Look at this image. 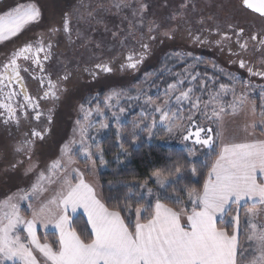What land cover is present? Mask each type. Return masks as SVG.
<instances>
[{
  "label": "snow or ice",
  "instance_id": "snow-or-ice-1",
  "mask_svg": "<svg viewBox=\"0 0 264 264\" xmlns=\"http://www.w3.org/2000/svg\"><path fill=\"white\" fill-rule=\"evenodd\" d=\"M242 6L258 13L264 17V0H241ZM146 5H141V11ZM42 18L40 8L34 2L20 3L10 10L0 14V42L7 41L18 36L22 31L30 25L39 23ZM173 19L175 17H172ZM154 22H150L149 32L153 31ZM69 21L65 18L64 29L68 31ZM159 27V25H155ZM53 33L58 31L56 28L50 29ZM243 29L240 30V34ZM166 36L171 38V32H165ZM154 38V37H153ZM229 39L227 35L223 37ZM199 40V37L195 38ZM252 41L258 40L257 35L250 37ZM220 41H217L219 44ZM241 49L248 48L247 41L240 43L237 41ZM259 44L264 47V38H259ZM49 48L51 45L48 46ZM147 47V45H144ZM42 44L38 42V46L34 47L33 43H26L18 50L14 51L8 62L4 64V72L0 73V92L15 80L19 83L23 78L20 76V65L17 61L21 58L24 60L31 59L33 63L40 66L43 71V65L38 54L44 52ZM229 51H231L229 49ZM31 54V56H30ZM238 55V53H235ZM48 54L45 53L44 59L47 60ZM126 67L135 69L139 61H134L129 56ZM241 68L246 67V62L239 60ZM104 72H111L112 68L107 64H97L95 66ZM122 68L125 65L121 66ZM251 75L264 76V72L254 71L248 67ZM28 71V69H24ZM69 77L65 75L63 80ZM5 79L8 85H5ZM193 80L196 76L192 77ZM235 80L236 77L232 76ZM43 83V80L41 81ZM183 83V81H179ZM21 89L24 85L21 83ZM220 89L227 91L229 86L220 84ZM48 91H45V99H59L57 84L48 80ZM168 92L165 94L168 99L162 104H155L149 97L146 103L152 104V109L156 113H160L159 120L165 124L166 131L170 135L182 134L184 141L191 140L193 145L203 147H212L213 136L212 128L200 126L194 119V113L190 112L187 117L180 115L181 109L172 112L170 107L172 103V93L175 85L168 86ZM234 93V89H232ZM192 89L179 92L175 95L176 104L188 101L192 109L200 112V99L191 100ZM10 100L15 92L5 93ZM139 93L135 97L139 99ZM112 96H119V93L113 92ZM220 93H215L211 100L205 104V110L201 113L209 120H214L219 124L223 119L226 108L223 104H216L211 108V113L207 112L209 104L217 101ZM24 100L27 102L22 107H31L33 110L39 108V104L32 97L24 92ZM245 102L243 95L239 102L231 105L233 115L242 110ZM261 119L258 124L264 129V104L261 106ZM0 108L7 111L9 119H16V109L9 103H0ZM83 110V105H81ZM253 114L256 105L251 107ZM97 113L103 115L102 111L97 107ZM124 111L123 108L120 109ZM42 113L37 111L35 119L40 120ZM91 115V111L86 112L85 119ZM119 119V117H117ZM188 121L186 126L183 121ZM51 122V116H48ZM8 121L5 120V123ZM79 124V121L77 122ZM156 119L153 118V125ZM91 125H81L79 128L80 140L77 151L84 153L86 160L92 161L94 156H99L103 162V150L98 149L93 153L91 145L86 143L89 138L87 128ZM104 124L102 127H107ZM257 122H253L252 127H256ZM147 128L148 125H145ZM76 130L74 129V132ZM202 133L204 134L202 136ZM151 135V132L149 133ZM31 135L39 139H43V134L35 129ZM219 132H217V136ZM26 143H31L30 141ZM77 144L75 139L69 141L62 148V155L68 158V164L75 163L72 160L73 146ZM123 148V145H120ZM22 148L18 147L17 151ZM194 151V149H193ZM15 167V165H13ZM67 167L60 161H55L51 165L49 172L54 173L57 170ZM78 180L75 184L67 177L64 180L65 188L58 192L47 202L41 203L38 208L29 209L32 211V218L25 219L20 214V200H32L38 198L47 189L41 183L48 179L52 183L51 177H45L44 173H40L38 180L32 185L30 192L21 190L19 194L8 196L0 202V264H240L238 255L247 261V264H264V222L258 223L255 217L264 213V208L259 211H250L248 215L249 234L247 240L249 247L245 251L240 250L239 245V209L243 204L249 201L253 204L264 206V140H253L251 142H240L223 144L216 160L211 164L207 178L204 180L202 189L191 188L186 192L188 203L191 204V211L188 212L185 207L179 209L170 207L163 200H171L177 205L184 203L181 193L185 189L177 191L173 188L174 195H169L167 186L172 183H178L180 177L177 176L175 182H167L159 173L156 174L155 183L164 191L156 194L154 206L149 202L147 207L139 205L133 206L125 201L124 206L110 209L98 198L95 188L87 183L83 173L79 169H73ZM180 173V169H176ZM192 175H196V169H192ZM139 187L147 188V184L139 185ZM149 194L152 193L151 188H147ZM143 199V196H141ZM233 205L236 207L233 208ZM54 206V207H53ZM78 209H83L87 215V222L91 226L92 238L88 241L81 238V235L72 227V217L69 213L76 214ZM151 210L149 217L144 219V214ZM125 212L127 215H122ZM231 216L230 224L236 227L229 233L226 228L217 227L218 222L222 223L224 217ZM133 216L135 217L133 221ZM186 217V223H181V217ZM43 225L45 229L51 225L58 232V239L55 246L52 243L41 242L37 236V224ZM24 226L27 233L25 237H21L19 226ZM39 254V256L37 255Z\"/></svg>",
  "mask_w": 264,
  "mask_h": 264
},
{
  "label": "rangeland",
  "instance_id": "rangeland-1",
  "mask_svg": "<svg viewBox=\"0 0 264 264\" xmlns=\"http://www.w3.org/2000/svg\"><path fill=\"white\" fill-rule=\"evenodd\" d=\"M160 1L74 0L75 9L73 8L74 11H71L69 19L70 26L73 30L72 35L73 37H77V42L66 50L68 57H65L66 59L64 61H73L68 65L69 71L80 66L93 65L102 60L107 63L115 60L119 64H122L124 60L121 57L131 52L136 47L135 45L142 46L146 44L150 36L161 37L164 35L168 45L161 47L160 51H156V49L135 70L131 68L125 69L126 67H123L121 71L114 68L111 75L105 76V74H100L99 78L93 82L89 81V77H84L69 83V86L61 92L62 97L59 102V113L56 115V121L53 127H51L52 134L51 136L49 135L50 138L46 141L44 147L35 148L29 160L24 158L25 155L23 153L21 154L22 156L15 157L12 155V152L2 153L0 151V157L5 153L9 157L11 156V160H7L6 163L4 162L0 165V202L8 196L19 194L21 190L30 192L32 185L37 182L40 173H44L45 177H51L53 181L49 183L48 179H45L41 182L47 191L42 193L38 198L34 197L32 200L19 201L21 216L25 219H31L32 211L29 209V204L34 209L38 208L41 203L47 202L65 188L64 180L66 177L71 179L73 184L77 182L78 177L73 169H79L83 173L85 181L95 188L97 196L100 198L101 186L99 184V174L106 170L107 163L104 157L102 162L99 156H94L95 163L93 164L92 161L84 158L83 152L77 151L79 148V128L81 125H91L87 128L89 138L86 140V143L91 145V150L95 153L100 149L99 145L102 139L109 132H117L118 126L127 119H135L140 122V127L146 128L145 125H148L143 130L146 131V138L150 144L167 148L173 146L182 150L191 163L207 161L211 159V156H217L220 144L222 145L229 140L240 141L247 138L251 139L250 137L253 136H264V129L258 124V121L261 119L260 114L262 109L260 106L264 104V79L259 81L256 78H248V76L239 72L236 67H232L231 69L226 67V61L217 64L216 68V65L213 66L210 59H206L209 63H204V69H194V66L201 60V57L191 55L193 51L189 50L187 40L184 39L181 43L174 44L175 41L172 43L168 36L164 34L170 29L169 32L174 31V29L178 30V27L184 28L183 26H188L190 19L185 18L188 15V11L183 13L178 10L180 5H185L187 0H165L166 4L163 6ZM199 2L197 5L198 8L201 4ZM225 3L222 8H227L226 11H229L231 15L225 14L227 17L222 20L215 19L209 22V24L214 25L218 32L222 31L225 24L231 26V29L256 28L257 22L255 18L242 14V9L237 4H233V1L225 0ZM142 4L149 5L152 8L155 6L158 14L152 17V20H149L145 12L146 8L141 11ZM163 8L166 10V14L161 12ZM216 12L219 13L220 11L217 10ZM221 15L223 16L224 14H219L216 18H220ZM172 17H175L176 21L180 20L184 21V23H178L175 26L173 23L175 18L173 19ZM150 22H154L153 31L151 32H149ZM155 25H159V27H155ZM190 30L192 31V27ZM9 41L12 43L14 40L11 38L7 41L0 42V53L6 52L7 50L5 49L9 46L11 47V44L8 43ZM186 49L187 52L185 51ZM183 53L186 56L185 58H182ZM191 56L196 59L192 60L190 65L182 64L172 70L170 66L165 64V62L171 59L177 60L178 63L176 64H179L180 61L191 59ZM260 58L264 59V53H260L256 57L258 62H260ZM65 63L68 62L66 61ZM257 64L260 67L262 65L261 63ZM154 67L157 69L155 70ZM214 69L216 72L214 76L202 72L203 70L212 72ZM59 70L61 71V69ZM193 76H196L195 80L192 79ZM232 76L236 77V79H231ZM168 77L171 80L165 84L163 79ZM181 80L183 83H179ZM220 84L228 85L229 89L227 91L221 90L219 87ZM169 85H175V90L172 93L173 99L170 105L172 112H176L179 108L181 109L180 115L183 117H187L192 112L194 113V119L200 126L212 128V135L214 137L211 148L193 145L191 140L184 141L180 133L170 135L166 131L165 124L159 120L160 113L154 112L152 104L146 103V100L150 97L153 103L162 104L168 99L165 93L168 92ZM189 88L192 89L191 100L195 101L197 97L200 99V112L192 109L188 101H183L179 105L176 104L175 95ZM232 89L235 90L234 93ZM113 92L119 93V96H112L111 99H108ZM217 92L220 93V97L217 101L209 104L207 112L210 115L211 108L214 105L223 104L226 112L223 114V119L219 124L214 120L207 119L201 114L205 110V104ZM138 93L140 94L139 99H136L135 97ZM242 95L245 98L242 110H239L235 115L231 114V105L239 102ZM253 104L256 105L254 114L251 110ZM81 105H83V110L81 109ZM97 107H99L103 115L97 113ZM121 108L124 109L123 112L120 111ZM88 111H91V115L86 120L85 114ZM153 118L156 119L155 125H153ZM78 121L79 124L77 123ZM253 122H257L256 127H252ZM183 123L188 126L186 119ZM104 124L108 126L102 127ZM74 129L76 130L75 132ZM150 132L151 135L149 134ZM217 132H219L218 136ZM73 139L77 141V144L73 146L71 158L75 161L74 158L77 156L85 164L84 166L79 165L76 161L69 165L68 158L62 155L61 150L63 146ZM22 158V163L15 162L17 159ZM55 161H60L64 164L67 167V171L65 172L64 169H60L54 173L49 172L51 165ZM155 178L156 176L150 178L149 184L158 191H164V189H161L154 182ZM165 180L166 184L167 182L176 181V179L173 181ZM170 186H167V188ZM146 193L149 194L148 191ZM168 194H171V192H168ZM83 213V209H78L76 214L69 213V215L72 218L81 215L85 219ZM247 214L245 212L240 213L239 218V233L241 228L246 226L245 240L241 243L244 247L245 245L249 247L247 240V235L249 234ZM232 215H235V212ZM255 219L258 223L264 222V213L255 217ZM229 220H231V217ZM232 227L234 228L236 225L233 223ZM19 228V234L22 238L25 237L27 233L23 230L24 226L20 225ZM37 231L41 233L50 231L56 235L58 234L51 225L45 229L39 223L37 224ZM42 235L44 236V234ZM246 249L248 248L242 251ZM37 255L39 256L38 253ZM247 255L248 253L245 251V256ZM8 264H11V262L9 261Z\"/></svg>",
  "mask_w": 264,
  "mask_h": 264
},
{
  "label": "flooded vegetation",
  "instance_id": "flooded-vegetation-1",
  "mask_svg": "<svg viewBox=\"0 0 264 264\" xmlns=\"http://www.w3.org/2000/svg\"><path fill=\"white\" fill-rule=\"evenodd\" d=\"M145 1L147 0H143V2ZM199 1L201 4L198 8L197 5ZM230 1H233V4H237L238 7L242 9V14L255 18V21L257 22L255 29H249L248 27L245 28L246 30L243 28L231 29V26L225 24L222 31L218 32L214 25L209 24V22L215 19L222 20L227 17L225 14H229V11H226L227 8H222V6L226 4L225 0H187L185 5H180L178 10L183 13L188 11V15L185 16L186 19H190L188 21V26H183L184 28L178 27V30L174 29V31H171V38H169V36L168 38L172 43L175 41L174 44L181 43L184 39L187 40L189 50L193 51V54H190L201 57V60L197 62L194 69H204V63H209L206 59H210V62H212L213 66L216 65V68L217 64L226 61L225 66L227 65L226 67L229 69L236 67L239 72L248 76V78H256L261 81L264 79V76L251 75L247 69L248 67H251L254 71L264 72V59L260 58V62L256 59L260 53H264V47L259 44V38H264V18L243 8L238 0ZM29 2L36 3L40 8L42 13L40 22L30 25L18 36L13 37L12 39L14 41L12 43H10V41L8 42L11 44V47H7L5 49L7 50L6 52L0 53V73H3V66L8 62L11 54L20 47L24 46L26 43L31 42L33 43V46L36 47L39 42L45 49L44 52H40L38 54L41 64L43 65V71H41L40 66L33 63L31 59L24 60L21 58L17 61V63L20 65V76L23 79L19 83L13 80L10 85H8L7 79H5V85L8 86L4 87L3 91L0 92V103L11 104L16 109V118L19 120V123H17L16 119H9L6 109L0 108V151L2 153L12 152V155L15 157H19V155L23 153L26 160L30 159L35 148L44 147V144L50 138L52 134L51 127H53L56 121V115L59 113L60 109L59 102L62 97L61 92L69 86V83L84 77H89V81L93 82L99 78L100 74H105V76L111 75L114 68L122 71L123 68L121 66L125 65L126 67L128 63L127 58L129 56H132L134 61H139V63H137V67H139L143 62H145L148 56H151L152 53H154L156 49V51H160L161 47L168 45L164 35L161 37L155 35L156 37L154 38L153 36H150L147 43L144 44L147 45V47H144V45H135L136 47L131 52L126 53L125 56L121 57L124 60L122 64H119V62L115 60H111L110 63L102 60L96 64L80 66L72 71H69L68 65L73 61H64V59H66L65 57H68L66 55V50L69 49L72 44L77 42V37H73L72 35L73 30L70 26L69 19L71 11L73 12L75 9L74 0H0V14H3L20 3ZM160 3L162 6L166 4L165 0H161ZM161 10V12L166 14V10H164V8ZM217 10L220 12H216ZM145 12L149 17V20H152V17L158 14L156 7L153 6L152 8L149 5L146 7ZM219 14L224 15H221L220 18H216ZM65 18L69 21L68 31H65L64 29ZM173 23L177 26L178 23H184V21H176L175 18ZM191 27L192 31L190 30ZM52 28H56L58 31L53 33L50 31ZM241 29H243V33L238 35ZM225 35H227L229 39H224L223 37ZM253 35H257L258 40L252 41L250 37ZM196 37H199L200 39L196 40ZM238 40L240 43L247 41L248 48L246 50L241 49L237 43ZM217 41H220V43L217 44ZM49 45H51L50 48L48 47ZM229 49L231 51H229ZM185 51L187 52V49ZM75 52L77 53V51ZM45 53H47L49 57L47 60L44 59ZM235 53H238V55ZM182 56V58L186 57L184 53ZM194 59L196 58L191 56V59L180 61L179 64H176L178 63L177 60L171 59L168 62H165V64L170 66L173 70V68L182 64L190 65ZM241 59L246 62L245 68H241L239 66V60ZM66 61L68 63H65ZM257 63H261V67L258 66ZM97 64H107L112 68V71L104 72L97 69L95 67ZM25 68L28 69V71H24ZM59 69H61V71ZM125 69H128V67ZM154 69L156 70L157 68L154 67ZM204 71L205 70L202 72ZM206 72L207 74H211V76L216 74L215 69L212 72L209 70H206ZM65 75H68L69 77L67 80L62 79ZM49 79L57 84L59 99H52L51 97L47 99L43 98L45 91L49 90ZM42 80L43 83L41 82ZM66 81L68 82L65 83ZM21 83L24 85V89H21ZM9 91L17 94L10 100L5 95V93ZM25 91L27 95L32 97L34 101L39 104V108L33 110L31 107H22V105L27 103L24 100ZM37 111L42 113L39 121L35 119ZM49 115L51 116V122L48 120ZM5 120L8 122L5 123ZM33 129L40 131L43 134V139L33 137L31 135ZM203 135L204 134L202 133V136ZM28 141L31 143H26ZM18 147H21L22 150L17 151ZM1 156L0 165L4 162L6 163L7 160H11V156L9 157L6 153ZM15 162L22 163L23 158L17 159Z\"/></svg>",
  "mask_w": 264,
  "mask_h": 264
},
{
  "label": "trees",
  "instance_id": "trees-1",
  "mask_svg": "<svg viewBox=\"0 0 264 264\" xmlns=\"http://www.w3.org/2000/svg\"><path fill=\"white\" fill-rule=\"evenodd\" d=\"M203 73H207L206 70ZM170 80V77H168L163 79V82L167 84ZM143 129L146 128L140 127V122L129 118L118 126L117 132L111 131L102 139L99 147L103 150V157L107 163L106 170L99 174L100 198L102 202L110 209L118 206L122 208L126 200L133 208L137 206V203L147 207L149 202H151L154 206L156 194L161 191H158L149 183L150 178L159 173L162 177L171 181L177 180V176L180 177L178 183H173L167 188L168 192H171L169 195H174L173 188L177 191L182 188L185 189V192L180 194L184 201L183 204L177 205L171 200H163L162 202L177 209L186 206V210L191 211L192 206L188 203L186 192L191 188L202 189L204 180L207 178L208 171L216 159V155L211 156V159L207 161L191 163L182 150L173 146L167 148L150 144L146 138L147 133ZM121 144L123 148L120 147ZM74 160L79 165H85L77 156ZM177 168L180 169V173L176 172ZM193 168L196 169L195 176L192 175ZM145 183L147 188L152 189L151 194L146 193L147 188L139 187V185H144ZM141 196H143V199H141ZM233 213L224 217L222 223L218 222L217 227L226 228L231 233L233 227L229 223V218ZM150 214L151 210L146 212L144 217H142V222ZM122 215L127 214L122 212ZM134 219L135 217L133 216V221ZM71 224L78 234L81 235L82 239L88 241L92 238L89 225L83 216L77 215L72 218ZM245 235L246 226H243L238 236L241 251L248 248V245H245V247L241 245L243 240H245ZM37 236L41 242L52 243L54 246L58 239L57 235L50 231L47 233L37 231ZM238 260L240 264L247 262L239 255Z\"/></svg>",
  "mask_w": 264,
  "mask_h": 264
},
{
  "label": "crops",
  "instance_id": "crops-1",
  "mask_svg": "<svg viewBox=\"0 0 264 264\" xmlns=\"http://www.w3.org/2000/svg\"><path fill=\"white\" fill-rule=\"evenodd\" d=\"M251 139H242V140H233V141H231V140H229V141H227V142H225V143H223V144H230V143H240V142H251V141H253V140H264V136L263 137H260V136H253V137H250ZM222 144V145H223ZM221 144H220V147H219V151H218V153H217V155L219 154V152H220V148H221V146H222ZM216 158H217V156H216ZM216 160V159H215ZM214 160V161H215ZM236 206L235 205H233V208H235ZM261 208H264V206H262V205H260V204H256V205H253L250 201L247 203V204H243V202H242V207H240V209H239V213L241 212V213H243V212H245V213H249L250 211H259ZM188 212H190V211H188ZM83 215L85 216V221H87V215L85 214V213H83ZM239 218H240V215H239ZM88 223V222H87ZM181 223H186V217L185 216H182L181 217ZM89 225V229H90V232H91V226H90V224H88ZM58 235V234H57ZM246 264H247V262H246Z\"/></svg>",
  "mask_w": 264,
  "mask_h": 264
},
{
  "label": "water",
  "instance_id": "water-1",
  "mask_svg": "<svg viewBox=\"0 0 264 264\" xmlns=\"http://www.w3.org/2000/svg\"><path fill=\"white\" fill-rule=\"evenodd\" d=\"M239 2H240V5L242 6V4H241V0H238ZM243 8H245L244 6H242ZM245 9H247V8H245ZM247 10H249L250 12H252V13H254L255 15H257V16H260L258 13H255V12H253L252 10H250V9H247ZM261 17V16H260ZM262 18H264V17H262ZM213 136V135H212Z\"/></svg>",
  "mask_w": 264,
  "mask_h": 264
}]
</instances>
